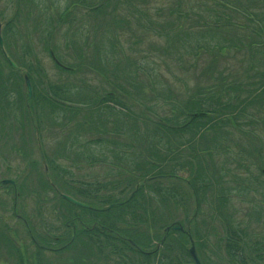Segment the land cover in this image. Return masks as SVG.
Wrapping results in <instances>:
<instances>
[{"label": "trees", "instance_id": "1", "mask_svg": "<svg viewBox=\"0 0 264 264\" xmlns=\"http://www.w3.org/2000/svg\"><path fill=\"white\" fill-rule=\"evenodd\" d=\"M201 1L160 0L166 9L150 13L140 0H67L55 15L53 1L18 0L22 10L10 19L1 18L3 44L16 67L0 49L9 69L4 77L0 63V108L18 126L29 117L37 137L48 130L45 126L64 137L55 156H46V148L39 146L42 163L52 175L38 178L42 192L33 195H43L46 204V190L53 191L66 209L54 216L59 227L46 222L32 242L37 250L35 264H51L40 252L52 249L49 242L54 239H61L54 246L61 249L48 253H65L67 264H99L100 258L105 264H194L190 239L201 264H264V244L253 242L223 211L231 200L244 197L260 215L252 202L264 189V169H251L261 162L244 152L249 159L237 166L251 172L252 178L236 174L230 181L229 176L224 178L223 162L228 160L213 161L222 152L228 156L227 136L233 133L223 126L225 120L257 145L264 144L254 128L261 124L264 131V0ZM23 4H33L39 16L33 17ZM76 10H85L90 17L104 16L108 47L100 40L91 52L85 51L88 38L79 39L82 27L76 26ZM13 35L20 40L14 49L8 43ZM36 41L43 43L42 51L48 52L54 71L59 72L55 81L33 51ZM80 66H89L87 76L102 78L109 90L98 94L86 77L79 80ZM163 66L172 81L162 74ZM24 75L32 88L27 105L21 95V86L26 88ZM61 75H66L64 81ZM174 82H182L181 91L173 89ZM16 110L22 112L20 117ZM245 149L251 151V146ZM204 156L212 162L206 168ZM94 165L106 169L108 177H118L92 182L72 172ZM180 169L189 171L185 188L176 176ZM58 184L87 207L64 200L51 187ZM209 220L220 221L221 231L205 228ZM184 224L189 235L173 229L179 226L186 231ZM156 225L170 229L161 240L150 235ZM4 228L0 246L10 248V253ZM12 250L18 264H24V249Z\"/></svg>", "mask_w": 264, "mask_h": 264}, {"label": "rangeland", "instance_id": "2", "mask_svg": "<svg viewBox=\"0 0 264 264\" xmlns=\"http://www.w3.org/2000/svg\"><path fill=\"white\" fill-rule=\"evenodd\" d=\"M18 0H0V27L2 28L3 23L5 21H1V18H7L10 19L14 13L17 11V9H21L20 5H18ZM50 1H53L56 11H54V14L56 15L59 10H62L63 6L67 4V0H46V3H50ZM141 5L146 4L147 6L144 9H147L148 12H152L155 9H166V4L160 2V0H140ZM148 1V2H147ZM150 1V2H149ZM224 1V0H221ZM192 4H198L201 3V0H191ZM164 5V6H163ZM144 6V5H143ZM24 9L27 11H31L33 14V17L39 16V12L37 8L33 4H23ZM57 8V9H56ZM77 12V13H76ZM75 16L77 20V25L80 28L82 27V31L80 30L79 33V39H83V37L88 38L87 44H89V47L85 48L86 52H91L92 47L94 45H98V41L105 42L106 47L107 45V32H105V29L103 28L104 26V16H95V17H90L88 14L85 13V10L80 11L76 10ZM154 12V11H153ZM157 20H161L162 18H157ZM83 24H86L85 26H82ZM176 24H179L176 22ZM76 26L74 28H76ZM65 27V25L63 26ZM98 27V28H97ZM18 28L15 26V32L14 35L18 36ZM27 30V29H26ZM25 30V31H26ZM24 31V32H25ZM12 36V39L8 40V43H10L11 48H13V44L15 43L16 45L19 44L20 40L16 36ZM26 35V32H25ZM60 41L63 39V32H60ZM125 36L122 37V41L124 42V48L126 50V34L124 33ZM27 39V38H26ZM34 53L38 52L39 58L41 60V63L43 65V68L45 71L48 73L49 77L51 80L55 81L56 78L59 76L58 71H54L55 67L53 64L52 58L49 56L48 52L42 51V44L43 43H38L37 41L34 42ZM83 43H80V46H82ZM145 46V45H143ZM16 47V46H15ZM105 47V49H106ZM4 51L6 55L8 56L9 53L11 52L7 47L6 44H3ZM14 49V48H13ZM9 51V53H8ZM14 51V50H13ZM2 52V51H1ZM72 53L71 51H69ZM11 54V53H10ZM11 56V55H9ZM9 58V57H8ZM87 58V57H84ZM83 58V59H84ZM10 59V58H9ZM26 61V62H25ZM25 63L28 62V57L25 59ZM149 61V60H148ZM148 61L145 63V66H148ZM0 63L2 64L3 68V75L4 77L9 74V69L3 64L1 57H0ZM89 66H80L81 71L77 72L78 76L77 78L79 80L83 79L86 77L88 83L92 85L93 87L96 88V91L98 94H103L107 90H109L105 84L104 81H102V78L97 77L96 75H89L87 76ZM22 72L25 70L23 68H20ZM160 70L162 74L166 76V78H169V80L172 81L169 71L165 70L164 66L163 69L160 67ZM164 70V72H163ZM97 71V70H94ZM55 72V74H53ZM93 72V70H92ZM85 73V75L83 74ZM179 75V74H177ZM62 78L61 81H64L66 79V75H61ZM187 76V74H186ZM185 73L182 74L181 77H185ZM16 79V75L14 76ZM76 78V80H77ZM13 79V78H12ZM182 86V82L175 83L172 85L174 90H180V87ZM21 95H22V100L25 102L27 105V102L29 101V98L26 97V88H23V85L21 86ZM15 96V94H14ZM2 101V99H0ZM135 108V107H133ZM145 109V107H144ZM163 110H160L159 113L160 115H163ZM168 112V111H167ZM17 114V117H20L22 115V112H19L16 110L14 112ZM14 118L12 115L8 114V111L5 110L3 111L0 108V130L3 132L2 136H0V181L8 179V180H13L15 182L14 186H11L12 189H6L7 193L4 188H1L0 185V231L4 228V231L8 236V243L11 245L12 249L13 248H19L21 250L24 249L23 251V256L25 259L24 264H29L30 262H33L35 264V254H37V250L35 249V245L32 243L35 241V238L37 234L39 235L42 231L43 228L46 224L48 223H54L56 217L55 215H58L59 209L65 210L63 206H60L59 204V199L57 198L56 194L53 191H47L45 193L46 198V204L42 203V197L41 195L40 198L34 196L33 192H42V182L38 181L39 179H42L44 177V174L51 176L52 174L49 172V170H46L44 172L45 167L44 164L42 163V157L39 152V146L42 147V149L47 150L49 155L46 156H55V153L58 152V148L61 147V144L59 143L64 137L58 136L59 132L57 130H49V126H45L44 128L45 131L40 134V137H37L38 135L36 134V129L34 122L29 119V117L26 119H22L24 123L21 126H18L17 122H13ZM226 121V120H225ZM223 122V126L227 129H230L233 133L234 139H231V136L228 138V156L225 155L223 152L220 153L219 157H215L213 161H216L217 159L221 160H228L227 162H223L226 164V169L224 170V174L229 176V180L231 181L232 178L230 176L232 175H247L251 177V175L247 172L244 171L243 168H239L237 165L238 164H243L246 159V156L243 157L244 152L248 153L250 157L256 158V162L258 163L261 162V164L255 165L254 169L252 168L251 170L253 172H256L257 170H263L264 169V144L261 145L260 142H257L254 140V138L251 140L247 137H244L241 133H238L235 131V124L232 123V126L229 123ZM24 126V128H23ZM251 127V126H249ZM254 127V126H253ZM257 128L256 134H259L262 138V142H264V131L263 126L259 124ZM261 129V130H259ZM1 134V132H0ZM87 138H91L90 136H87ZM240 139H243L242 144L240 143ZM224 141V138H223ZM65 144V143H64ZM251 146V151H248L245 149L247 146ZM45 147V148H44ZM244 149V151H243ZM234 154V155H233ZM235 154H238L240 157H243L242 160L238 158V155L235 156ZM243 154V155H242ZM68 155V154H67ZM222 155V156H221ZM258 155H261V159L258 157ZM227 159H224L225 157ZM231 156V157H230ZM70 157L73 158L74 154H70ZM251 159V158H250ZM203 166L206 168V165H211V160L207 156H204L203 159ZM72 162V159L69 161L66 160V163ZM255 160L252 161V164L254 165ZM67 166V165H66ZM87 166V165H85ZM106 168V167H105ZM71 169V165H70ZM232 169L235 171L233 172ZM73 174L77 177L79 175H82V178H89L88 181L96 182V181H114V178L112 177H118L116 175L108 177L106 175V169H102L99 165H94L93 167H82V169H72ZM44 173V174H43ZM189 174V171L187 169L185 170H177L176 171V176L180 178L183 182L180 184L182 187L185 188V180L187 179ZM253 176L255 174L252 173ZM252 178V177H251ZM263 178V177H261ZM18 181V182H17ZM118 180H115L117 182ZM50 182L53 183L52 178H50ZM110 183V182H109ZM8 186V187H6ZM5 188H10V185H5L3 186ZM52 189L57 191L60 194H66L72 198L74 196L67 190H65L64 185L60 186L58 185H51ZM261 192L255 196L256 200H253L252 203L257 207V210L260 212V215L256 213L253 210V206L248 202L244 201V197L242 198H234L233 200L230 201V204L227 205V208H224L223 211L230 217H228L230 220L233 219L235 221H238L239 228L242 230H245L251 235L253 242H259L261 241L264 244V189L260 190ZM20 192V193H19ZM254 194L253 192L250 194V197H253ZM15 199V201H14ZM193 201V200H192ZM192 206V204H191ZM13 207H14V212H13ZM172 207V205H171ZM173 211V208L170 209ZM178 215V214H177ZM176 216V215H175ZM181 217H183L182 214H180ZM176 218H179L177 216ZM172 220V219H171ZM201 220V217L199 218V222ZM185 230L187 228V224L185 225ZM55 227H59V224H55ZM213 231H221L222 224L220 221H207L205 224V228H212ZM185 232V231H184ZM165 234V230L163 229V226L161 225H156L152 229H150V235L151 237H154L155 239H160L161 237ZM61 236V235H60ZM60 238L63 239V236ZM61 239H54L56 242H49L50 247L52 249H48L46 251L50 252L52 250H57L58 248L61 249V247H54L58 244H55L57 242H60ZM155 244L156 242L159 241H154ZM38 245H42L39 243H36ZM49 246V245H47ZM63 247V246H62ZM158 249L160 247V243L157 245ZM10 249V248H9ZM6 246L1 245L0 246V264H18V259L16 258L14 250L11 249L10 253L7 251L9 250ZM223 249V247H222ZM48 252H43L40 254L43 256V260L45 257V260L50 262L51 264H67L66 263V254L61 253V254H51ZM207 253V251H205ZM96 259V258H95ZM101 260V261H100ZM96 261L99 262V264H105L104 261L100 259H96Z\"/></svg>", "mask_w": 264, "mask_h": 264}, {"label": "water", "instance_id": "3", "mask_svg": "<svg viewBox=\"0 0 264 264\" xmlns=\"http://www.w3.org/2000/svg\"><path fill=\"white\" fill-rule=\"evenodd\" d=\"M0 47L3 48V42H2L1 36H0ZM4 56L8 60L9 64L12 67L15 68V64L6 57L5 53H4ZM24 79H25V85H26V88H27L28 96L30 97L31 93H32L30 80H29L27 75L24 76ZM2 184L3 185H5V184H13V182L5 180V181L2 182ZM61 196H62V198L64 200H66L67 202H69V203H71V204H73L75 206L82 207V208H84V207L86 208L87 207L86 204H84L82 202H79V201H77V200H75V199H73V198H71L69 196H66V195H61ZM174 229L175 230H179L180 228L179 227H175ZM189 253H190V255H191L192 259H193L194 264H201L192 241H191V246H190V249H189Z\"/></svg>", "mask_w": 264, "mask_h": 264}, {"label": "bare ground", "instance_id": "4", "mask_svg": "<svg viewBox=\"0 0 264 264\" xmlns=\"http://www.w3.org/2000/svg\"><path fill=\"white\" fill-rule=\"evenodd\" d=\"M2 29V28H1Z\"/></svg>", "mask_w": 264, "mask_h": 264}]
</instances>
